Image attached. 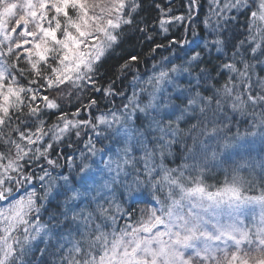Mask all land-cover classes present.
Returning <instances> with one entry per match:
<instances>
[{
  "label": "snow or ice",
  "instance_id": "obj_1",
  "mask_svg": "<svg viewBox=\"0 0 264 264\" xmlns=\"http://www.w3.org/2000/svg\"><path fill=\"white\" fill-rule=\"evenodd\" d=\"M140 7L0 0V264H264V0H210L203 23L214 38L169 41L191 46L181 63L173 52L133 75L125 95L115 80L99 83L100 69ZM198 7L162 10L159 31L191 22ZM238 16L244 31L232 42ZM209 46L221 56L230 47L215 75L200 67ZM89 89L127 102L101 111L94 98L82 102ZM82 133L79 162L68 157L69 174L54 176L55 147Z\"/></svg>",
  "mask_w": 264,
  "mask_h": 264
},
{
  "label": "trees",
  "instance_id": "obj_2",
  "mask_svg": "<svg viewBox=\"0 0 264 264\" xmlns=\"http://www.w3.org/2000/svg\"><path fill=\"white\" fill-rule=\"evenodd\" d=\"M138 2L140 3L141 7L139 10V15L136 17V24L131 28L125 29V36L122 43L114 50V52L105 62L104 66L100 69L103 76L99 83L105 85L109 80H115V87L117 91H124L125 95L131 94L130 82L133 79V75L138 74L143 77L145 74H151L153 65L160 63L163 58L172 59L173 52H178L180 54V59H176L175 62L181 63V61L185 58L184 50L190 48L191 46L184 44H169V41H181L186 39L189 41L199 42L202 45L205 39L214 38L209 35L210 29L205 27L203 23L204 19L209 15L208 9L210 0H199V7L192 13V21L180 23L173 22L169 26V31L167 33H162L159 31L158 22L161 18H163L162 10L166 11L168 8H171L172 12L169 15L187 14L189 0H138ZM244 24L245 17L238 16L237 20L230 26L231 30L226 33L229 41L235 42V39L240 37V34L244 31ZM145 28L146 31H140V29ZM193 28L196 29L198 34L195 37L192 35ZM149 36H151V40L148 39ZM156 44L165 45V48L157 49L155 52H151L150 50L155 47ZM229 54L230 47L226 48L223 56H221L214 48L209 46V49L202 53L204 63H202L200 67H206L212 75H215L217 66L222 62H227ZM131 56L138 57V62H133L132 70L120 77V79H117L116 69L119 68V66L126 60H129ZM197 71L198 69L193 66L194 74ZM257 71L260 75H264V71H260L259 69H257ZM188 79L189 77L185 76L181 82L187 83ZM217 79H219L222 83L224 77H218ZM210 83L215 84L216 81L213 80L210 81ZM205 94L207 95L209 93L206 92ZM90 98H94L98 101L97 106L101 111L121 108L123 104L127 102L125 99H122L119 96L105 98L101 92H94L93 90L89 89L83 94L82 102L87 104ZM45 119L49 118L45 117ZM236 119L241 121L240 130L244 131L245 128H247V124L243 123L246 118L237 116ZM54 120V116L50 118V122ZM181 127H185V125H181ZM86 139L87 136L82 133L80 138L73 136L70 141H66V144L55 147V151L52 152L50 158L57 159L59 157L57 159V163L60 165V167L52 173L54 176L57 174H69V169L67 166L68 157H72L75 162L78 163L79 151L84 149L83 141ZM93 139L95 140L94 136ZM67 144H70L71 147L66 146ZM97 147H103V145L97 142ZM253 155L258 159L257 153H253ZM96 159L98 160L99 156H97ZM40 163L45 167H48L44 161H40ZM170 166L174 167L175 165L173 164ZM223 167H226V165L222 167L211 168L210 174L213 178L209 180V183H216L218 180L223 179ZM28 170L35 171L37 174H39V168H37L36 165H31ZM49 171H51L50 168ZM242 174L245 176L248 175L247 171H244ZM136 206L143 208L145 207V204L139 203ZM48 207L50 209H55V202L48 205ZM42 219L47 220V215L43 216ZM40 247H44V245H40ZM37 258H39L38 254ZM49 259L51 260L55 258L50 257Z\"/></svg>",
  "mask_w": 264,
  "mask_h": 264
}]
</instances>
